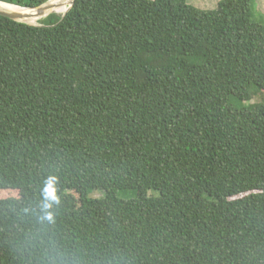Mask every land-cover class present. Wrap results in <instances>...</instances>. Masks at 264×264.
I'll return each mask as SVG.
<instances>
[{"label": "trees", "instance_id": "1", "mask_svg": "<svg viewBox=\"0 0 264 264\" xmlns=\"http://www.w3.org/2000/svg\"><path fill=\"white\" fill-rule=\"evenodd\" d=\"M254 6L75 0L38 25L0 15V190L24 192L0 197V264H264Z\"/></svg>", "mask_w": 264, "mask_h": 264}, {"label": "rangeland", "instance_id": "2", "mask_svg": "<svg viewBox=\"0 0 264 264\" xmlns=\"http://www.w3.org/2000/svg\"><path fill=\"white\" fill-rule=\"evenodd\" d=\"M220 0H188L189 3L195 5L196 7L202 8V9H211L215 8L218 5V2ZM255 6L253 7V15L260 19L264 18V0H254ZM260 97H255L250 100V102L260 100ZM241 101H234V104L239 105L242 104ZM120 197L129 198L134 197L135 192L133 190H121L118 192ZM24 195V192H20L17 189H6V190H0V197H8V196H21ZM103 192L100 189H97L92 192V196L99 197L102 196Z\"/></svg>", "mask_w": 264, "mask_h": 264}, {"label": "bare ground", "instance_id": "3", "mask_svg": "<svg viewBox=\"0 0 264 264\" xmlns=\"http://www.w3.org/2000/svg\"><path fill=\"white\" fill-rule=\"evenodd\" d=\"M71 0H49L39 9H28L13 6L7 3L0 2V9L18 13L20 16L25 17L28 22H36L38 17L35 16L38 12L48 13L51 11H56L57 13L64 12L70 5Z\"/></svg>", "mask_w": 264, "mask_h": 264}, {"label": "water", "instance_id": "4", "mask_svg": "<svg viewBox=\"0 0 264 264\" xmlns=\"http://www.w3.org/2000/svg\"><path fill=\"white\" fill-rule=\"evenodd\" d=\"M48 1H49V0H46L45 2H43V3L39 4V5H36V6H22V5H17V4H14V3H8V2H4V1L0 0V2H3V3H7V4H10V5H13V6H17V7H21V8H28V9H39V8H41L44 4H46ZM74 2H75V0H71L70 5L68 6V8H67L64 12L60 13V14H61V17H63V16L65 15V13H66V12L72 7V5L74 4ZM51 12H55V13H57L56 11H51ZM51 12H48V13H41V12H38L35 16H37V17H38V20H39L40 18L45 17L46 15H48V14L51 13ZM0 15H3V16H6V17H9V18L14 19V20L27 22V23H29V24H34V25H38V24H40V23L38 22V20H37L36 22H34V23H32V22H28V21L25 19V17L20 16L18 13H15V12H9V11H5V10H2V9H0Z\"/></svg>", "mask_w": 264, "mask_h": 264}, {"label": "clouds", "instance_id": "5", "mask_svg": "<svg viewBox=\"0 0 264 264\" xmlns=\"http://www.w3.org/2000/svg\"><path fill=\"white\" fill-rule=\"evenodd\" d=\"M49 218H51V217H49Z\"/></svg>", "mask_w": 264, "mask_h": 264}]
</instances>
